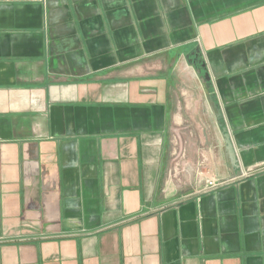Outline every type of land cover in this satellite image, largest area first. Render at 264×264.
Here are the masks:
<instances>
[{"label":"crops","instance_id":"0c3cea01","mask_svg":"<svg viewBox=\"0 0 264 264\" xmlns=\"http://www.w3.org/2000/svg\"><path fill=\"white\" fill-rule=\"evenodd\" d=\"M0 264H264V0H0Z\"/></svg>","mask_w":264,"mask_h":264},{"label":"water","instance_id":"95a60500","mask_svg":"<svg viewBox=\"0 0 264 264\" xmlns=\"http://www.w3.org/2000/svg\"><path fill=\"white\" fill-rule=\"evenodd\" d=\"M204 79H205V81L209 80V77L207 74L204 75ZM213 107L216 109L217 118L220 120L222 118L221 117V111L218 109L216 104H213ZM222 130H223L225 150H226L227 157L233 166H237V159H236L235 152H234L229 134L227 132V129L224 127V128H222Z\"/></svg>","mask_w":264,"mask_h":264},{"label":"built area","instance_id":"2783aa9c","mask_svg":"<svg viewBox=\"0 0 264 264\" xmlns=\"http://www.w3.org/2000/svg\"><path fill=\"white\" fill-rule=\"evenodd\" d=\"M248 175H249V173L244 171L243 173H241L240 177H246ZM222 184H224L223 181H216V180H213V179H209V180L206 181L205 190H214L217 187L221 186Z\"/></svg>","mask_w":264,"mask_h":264},{"label":"trees","instance_id":"16d2710c","mask_svg":"<svg viewBox=\"0 0 264 264\" xmlns=\"http://www.w3.org/2000/svg\"><path fill=\"white\" fill-rule=\"evenodd\" d=\"M198 63L200 64V62L198 60H196V64L195 65L199 66Z\"/></svg>","mask_w":264,"mask_h":264}]
</instances>
